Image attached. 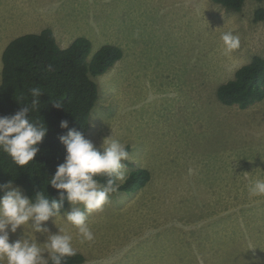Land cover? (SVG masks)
<instances>
[{"label": "rangeland", "instance_id": "obj_1", "mask_svg": "<svg viewBox=\"0 0 264 264\" xmlns=\"http://www.w3.org/2000/svg\"><path fill=\"white\" fill-rule=\"evenodd\" d=\"M260 8L264 0L239 11L212 0H0V80L2 51L22 28L52 30L61 48L86 37L90 54L121 48L93 77L98 98L84 137L99 147L112 134L127 145V176L149 172L144 186L88 215L93 242L81 243L65 220L69 205L45 222L49 233L21 226L10 243L27 236L44 250L61 229L82 264H264V196L248 193L264 180V99L240 108L216 97L238 67L264 58ZM229 31L240 46L226 53Z\"/></svg>", "mask_w": 264, "mask_h": 264}, {"label": "trees", "instance_id": "obj_2", "mask_svg": "<svg viewBox=\"0 0 264 264\" xmlns=\"http://www.w3.org/2000/svg\"><path fill=\"white\" fill-rule=\"evenodd\" d=\"M212 1L231 11H239L244 4V0ZM263 16L264 9H258L257 17ZM90 50L91 41L86 37H79L69 46L61 48L48 28L17 36L3 49L0 116H12L25 103L30 105L33 97L29 89L39 87L42 93L38 109L29 113V119L43 123L47 133L38 145L39 152L34 160L23 167L0 149V186L11 181L21 186L33 201L37 191H42L50 200L59 199L58 191L49 184L66 154L59 137L66 135L69 129H76L85 136L91 110L98 98L93 77L103 74L122 57L121 48L113 44L102 45L92 54ZM48 65H52L54 71H47ZM216 97L224 105H237L240 108L262 101L264 58L255 55L248 63L238 67L233 78L217 87ZM54 101H60L63 107H54ZM65 120L68 129L60 127V122ZM127 177L120 191H132L144 186L149 180V172L137 168ZM5 191L0 190V197ZM69 205L65 200L61 213ZM84 260V256L77 251L75 256L67 258L66 264H82Z\"/></svg>", "mask_w": 264, "mask_h": 264}, {"label": "clouds", "instance_id": "obj_3", "mask_svg": "<svg viewBox=\"0 0 264 264\" xmlns=\"http://www.w3.org/2000/svg\"><path fill=\"white\" fill-rule=\"evenodd\" d=\"M221 39L226 53L240 46L239 36L231 31L223 33ZM47 71H54L52 65L47 66ZM29 92L33 97L30 105L25 103L12 116H0V149L20 167L34 160L39 152L38 145L47 133L43 123L29 119V113L38 109L42 91L33 87ZM53 106L63 107L60 101H54ZM60 127L68 129V122L61 121ZM59 140L66 154L49 181L58 191L59 199L50 200L42 191H37L33 201L13 187L11 181L0 186V190H6L0 197V264L5 259L7 264H66L67 258L75 256L77 251L72 245V236L66 232L62 234L61 229L58 234L47 235L44 250L27 236L10 243L9 233H16L25 225L34 232L49 233L45 222L60 216L67 200L72 209L64 213L65 220L78 229L81 243L93 242L94 233L86 222L88 215L101 211L127 182L128 169L124 163L129 158L127 145L113 139L112 134L105 137L99 147L76 129H69ZM248 193L250 198L264 196V180L251 181Z\"/></svg>", "mask_w": 264, "mask_h": 264}, {"label": "crops", "instance_id": "obj_4", "mask_svg": "<svg viewBox=\"0 0 264 264\" xmlns=\"http://www.w3.org/2000/svg\"><path fill=\"white\" fill-rule=\"evenodd\" d=\"M45 29V28H44ZM32 30H37L36 32H29V33H38L39 31V29H38V27H35V28H32ZM43 30V29H42ZM20 31H22L20 34H17L16 36H20V35H22V34H26V33H23V32H25L26 31V28L25 29H23L22 28V30H20ZM7 45V44H6Z\"/></svg>", "mask_w": 264, "mask_h": 264}]
</instances>
